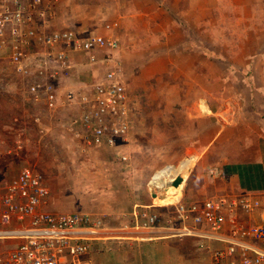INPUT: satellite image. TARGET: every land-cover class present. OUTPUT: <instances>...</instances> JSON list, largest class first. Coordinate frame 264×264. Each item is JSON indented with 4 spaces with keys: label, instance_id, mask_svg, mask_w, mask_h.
I'll list each match as a JSON object with an SVG mask.
<instances>
[{
    "label": "rangeland",
    "instance_id": "obj_1",
    "mask_svg": "<svg viewBox=\"0 0 264 264\" xmlns=\"http://www.w3.org/2000/svg\"><path fill=\"white\" fill-rule=\"evenodd\" d=\"M54 1L51 17L57 28L89 30L118 40L111 67H119L138 103L124 148L130 157L126 164L131 162L129 169L134 171L123 170L108 148L72 142L61 123L68 112L51 118L45 109L29 107L22 83L7 70L0 76V197L4 184L32 165L45 173L51 191L48 211L113 216V228L121 223L118 214L130 208L129 199L149 201L155 212L172 214L177 203H171L180 194L182 201L185 185L172 187L174 178L183 177L186 183L192 167L206 165L205 149L218 130V121L212 125L208 117L225 109L235 111L236 104L227 103L249 91L238 83L241 75H252L253 84L254 72L257 78L264 72V0ZM158 7L162 11L157 14ZM75 74L68 82L71 87L90 80L88 70L78 68ZM38 114L44 116L40 127L33 120ZM17 141L24 145L19 158L9 154ZM204 242L202 246L187 237L182 246L176 245L181 249L174 255L161 250L158 256L164 263L223 264L214 260V252L223 245ZM125 243L101 242L93 264L127 263L131 253L123 248Z\"/></svg>",
    "mask_w": 264,
    "mask_h": 264
},
{
    "label": "built area",
    "instance_id": "obj_2",
    "mask_svg": "<svg viewBox=\"0 0 264 264\" xmlns=\"http://www.w3.org/2000/svg\"><path fill=\"white\" fill-rule=\"evenodd\" d=\"M54 4L0 0V76L10 71L22 83L29 107L45 109L47 117L56 118L66 110L61 123L72 142L112 149L121 163H127L130 157L124 147L138 103L119 67H111L118 40L89 30L57 28L51 17ZM78 68L88 70L90 80L71 87L68 82ZM43 119L38 114L33 120L40 127ZM23 150V142L17 141L9 154L19 158ZM50 196L45 173L36 166H25L4 184L0 264H85L94 243L148 230L222 244L214 260L223 264H264V200L225 196L179 201L167 215L154 207L143 212L136 206L113 228V216L48 211Z\"/></svg>",
    "mask_w": 264,
    "mask_h": 264
},
{
    "label": "crops",
    "instance_id": "obj_3",
    "mask_svg": "<svg viewBox=\"0 0 264 264\" xmlns=\"http://www.w3.org/2000/svg\"><path fill=\"white\" fill-rule=\"evenodd\" d=\"M160 11H162V8L158 7L156 13L158 14ZM150 16L153 19L155 18V14H150ZM254 74L253 84H251L253 77L250 74L241 75L242 79L238 80V83L244 88L249 87V91L246 95L241 96L242 102H238L241 99L238 96L237 102L227 103L234 107L236 104L235 111L225 109L220 114L230 124L229 126L220 121L217 117L220 115L212 113V116L208 117L212 125L214 121H218V130L214 132L209 146L205 149L206 165L196 164L189 171L188 179L182 190L184 195L182 201H206L211 198L225 196L264 200V72L259 75V78H257V72H254ZM247 80L250 81L247 82ZM210 108L214 110L212 105ZM230 113H233V117H235V120L231 122L228 120ZM135 156L132 155V158ZM188 160L186 158L179 164L181 165ZM122 165V169L124 168L123 170H126V172L133 168L129 169L132 165L131 162L130 166L126 163H120V166ZM132 171H134V168ZM133 174L135 173L133 172ZM180 195L175 201L180 200ZM131 200L127 201L130 208L125 209L118 216L130 215L136 206L141 207L143 212L150 207H154L152 210L156 211L155 205H151L149 201ZM173 238L162 230H148L120 239L119 241L128 242L125 243L123 248L127 250V253H131L129 261L125 264H180L179 261L164 263L158 256V251L161 250L170 252L169 256L174 255L178 249H181L179 246H182L183 240L187 239L179 238L178 242L175 243L172 241ZM193 239L198 242L196 244L202 246L206 244L203 239ZM100 244L101 242L94 243L93 251L86 258L85 264H93L94 251ZM112 264L120 263L114 262Z\"/></svg>",
    "mask_w": 264,
    "mask_h": 264
},
{
    "label": "water",
    "instance_id": "obj_4",
    "mask_svg": "<svg viewBox=\"0 0 264 264\" xmlns=\"http://www.w3.org/2000/svg\"><path fill=\"white\" fill-rule=\"evenodd\" d=\"M183 183H185L184 178L183 177H178V178H176L174 180V182L172 183L171 186L174 187V188H179ZM152 196H153V198H156L157 197L156 194H153Z\"/></svg>",
    "mask_w": 264,
    "mask_h": 264
},
{
    "label": "bare ground",
    "instance_id": "obj_5",
    "mask_svg": "<svg viewBox=\"0 0 264 264\" xmlns=\"http://www.w3.org/2000/svg\"><path fill=\"white\" fill-rule=\"evenodd\" d=\"M169 167V166H168ZM165 168H167V167H165ZM165 168H163L162 170H164ZM162 170H160V171H162ZM159 171V172H160ZM159 172H157L152 178H151V183H152V181L157 177V175L159 174ZM156 202H159L160 204H162L159 200H155ZM179 201H175V202H173V203H171V204H175V203H178Z\"/></svg>",
    "mask_w": 264,
    "mask_h": 264
},
{
    "label": "clouds",
    "instance_id": "obj_6",
    "mask_svg": "<svg viewBox=\"0 0 264 264\" xmlns=\"http://www.w3.org/2000/svg\"><path fill=\"white\" fill-rule=\"evenodd\" d=\"M97 148H99V147H97ZM100 148H106V147H100ZM125 148V147H124ZM109 149V148H108ZM109 150H111V151H113L112 149H109ZM113 154H114V151H113ZM114 156H115V154H114ZM116 157V156H115ZM117 158V157H116Z\"/></svg>",
    "mask_w": 264,
    "mask_h": 264
},
{
    "label": "trees",
    "instance_id": "obj_7",
    "mask_svg": "<svg viewBox=\"0 0 264 264\" xmlns=\"http://www.w3.org/2000/svg\"><path fill=\"white\" fill-rule=\"evenodd\" d=\"M111 32V31H110ZM156 202V201H155Z\"/></svg>",
    "mask_w": 264,
    "mask_h": 264
}]
</instances>
